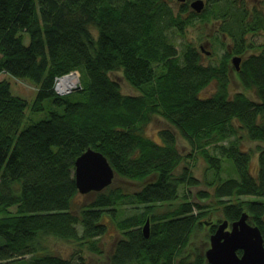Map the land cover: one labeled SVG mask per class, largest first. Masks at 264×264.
I'll use <instances>...</instances> for the list:
<instances>
[{
  "label": "trees",
  "instance_id": "obj_1",
  "mask_svg": "<svg viewBox=\"0 0 264 264\" xmlns=\"http://www.w3.org/2000/svg\"><path fill=\"white\" fill-rule=\"evenodd\" d=\"M257 1L206 0L208 14L180 3L182 35L197 21L210 24V16L228 22L232 44L212 64L193 40L168 32L167 22L181 18L172 13L176 0H0V71L39 86L31 103L0 81V264H209L206 244L218 223L244 212L264 237V151L253 172L252 153L243 148L264 142V52L244 58L237 71L257 100L234 90L229 76L247 35L264 30V0ZM74 70L82 90L60 98L54 78ZM113 72L140 94L124 95ZM46 100L48 117L28 125L27 114L45 110ZM156 117L172 126L159 131V142L147 134ZM89 147L138 189L116 185L79 200L75 162ZM197 156L212 172L214 192L191 195L199 180L189 166L177 171ZM127 204L133 213L125 214ZM48 238L73 243V259L51 250Z\"/></svg>",
  "mask_w": 264,
  "mask_h": 264
},
{
  "label": "rangeland",
  "instance_id": "obj_2",
  "mask_svg": "<svg viewBox=\"0 0 264 264\" xmlns=\"http://www.w3.org/2000/svg\"><path fill=\"white\" fill-rule=\"evenodd\" d=\"M250 3L255 4L258 3L257 0H250ZM227 19V18H225ZM225 26V28H228V22H226L225 24H223ZM222 25V26H223ZM223 26V27H224ZM228 33V32H227ZM229 34V33H228ZM199 35H202V40L199 39ZM215 32L214 29L212 27V24L210 23H206L204 25V23H199L197 21V23L191 25L189 27L187 36L189 38H191L197 45V47L199 48V44L201 42H208L209 45L207 46V51H212L211 55H206V62L207 63H212L215 64L219 61L220 57L223 55V53L226 52V50L229 48V46L232 44V38L230 36V38H228V36L225 37V45L224 47H220L216 42H215ZM230 35V34H229ZM247 36H249V46L246 49V52H244L243 56L244 58L249 57L250 55H259L262 52H264V30L262 31H254L251 32L250 34H248ZM200 49V48H199ZM235 55H241V54H235ZM242 56V55H241ZM230 67V79H232L233 81L231 82V86L234 90L236 91H240L244 94H246L248 97L252 98L253 100H257L256 96L254 94L253 91L251 90H246L242 84V81L239 80L237 78L238 74H237V70L235 68V66L233 65L232 61H230L229 64ZM112 77L117 78V80L122 84L123 90L126 93H134L135 91L130 87L129 83L125 80L122 72H113ZM11 81V87H12V91L13 93L26 97L27 99H29L31 102L34 101L35 97H36V91L32 90V89H28L29 87H25L23 84H19L18 82L14 81L13 79L10 80ZM215 90V86H210L205 92L204 95H210L211 93H213ZM50 101L46 100L45 101V106L46 109L40 112H36L33 114H27L28 115V125L42 120V119H46L48 117V110L51 109V107L49 106ZM30 113V111H28ZM27 125V126H28ZM172 126L170 124L167 123V121L163 118V117H156L155 120L151 123V125L148 127V131L147 134L149 136H151L153 139H155L156 141H161L160 140V136H159V131L161 129L164 128H168ZM180 147L182 146V150L183 153L185 155H189L191 153V147L187 145V142L183 139L182 136H180ZM229 141H225L224 145L227 144ZM243 148L246 150L251 151L252 153V161L250 163V167L252 169L253 172H257V170H259V156L261 151H264V142H259V141H248L243 145ZM210 152L212 153H218V149L215 148L214 146H212L210 148ZM189 167L192 170L193 176L196 177L199 180V184L198 185H193L190 186L188 188V191L191 192V195H194L195 193H197L198 191L201 190H206V191H212L214 192V189H210V185L208 184V182L211 181L212 178V172L211 171H207L205 173L207 164L205 163V161L202 159V157L197 156L196 158H189ZM225 170L222 172L223 177H227L230 175V166L228 164L225 163L224 165ZM233 173V171H232ZM116 184L120 185H124L119 183V181H116ZM126 186V185H125ZM130 188H136V185H131L128 186ZM186 188L181 187L180 188V194H184ZM90 194L88 195H84L82 194L79 197V200H81L82 202H88L90 200L88 196H90ZM243 199L245 198H249L247 196L242 197ZM126 208V212L125 214H131L134 212V208L131 207L130 204H127L125 206ZM207 217H204L203 219H205ZM209 220V219H206ZM205 224V223H204ZM207 227V226H206ZM207 232L204 231L203 233L205 234ZM115 230H110L109 233L106 235V237L104 238L103 242H104V247L106 248L107 251H111L113 248V244H114V239H115ZM49 248L51 250H53L55 253L60 254L64 257L70 258L74 256V251H75V246L73 243L71 242H67L65 240L62 239H58V238H48L46 240ZM207 248L210 246L209 243V238H208V243L206 244ZM206 248V249H207Z\"/></svg>",
  "mask_w": 264,
  "mask_h": 264
},
{
  "label": "water",
  "instance_id": "obj_3",
  "mask_svg": "<svg viewBox=\"0 0 264 264\" xmlns=\"http://www.w3.org/2000/svg\"><path fill=\"white\" fill-rule=\"evenodd\" d=\"M205 1L193 4L200 13ZM204 49V46H202ZM210 54V52H207ZM242 57L236 55L232 63L236 70L241 69ZM75 179L78 190L83 193L100 192L112 182L114 173L107 160L100 153L89 150L75 162ZM249 215L243 213L240 219L230 223H218L209 237L210 246L205 255L209 264H264V237L261 229L249 223ZM143 232L150 236V222L147 221Z\"/></svg>",
  "mask_w": 264,
  "mask_h": 264
},
{
  "label": "bare ground",
  "instance_id": "obj_4",
  "mask_svg": "<svg viewBox=\"0 0 264 264\" xmlns=\"http://www.w3.org/2000/svg\"><path fill=\"white\" fill-rule=\"evenodd\" d=\"M197 1H203V0H176L177 6L176 5H173V4L171 6L174 9L172 11V13H175L177 15L180 13V16L179 17H181V18H174L175 19V22H173V23L172 22H167L168 25H169L168 32L170 33V32H172L175 29V33H176V36H177L176 38L179 41L185 40L188 37L187 34H186V36L185 35H182V33H183L181 31L182 27H181V25L177 21L179 19H185L186 18V16L183 13H181L182 10L180 9V6L179 5H180V3H186L191 9H193L194 11H196V9L194 8L193 4L195 2H197ZM204 1H205V3L203 5V8L201 9L200 13H203V12H205V10H207V14H208L209 11H210V8L206 5V0H204ZM197 13H199V12H197ZM166 18H170V17H167L166 16ZM209 20H210V23L212 24V27H213L214 32L216 34L215 35V42L220 47H224L225 37L228 36V38H230V35L227 32H225L223 26L220 25L214 17L210 16L209 17ZM224 20H226V19H223L222 22ZM180 32H182V33H180ZM189 39H191V38H189ZM208 45H209L208 42H201L199 44V48H200L201 52H203V54H205V57H207L206 55H211L212 54V51H209L210 54L207 53L208 51H207L206 48H207ZM202 46H204V49H202ZM176 50L178 52V55H181L182 47L180 45H177ZM224 54L225 53H223V55ZM223 55L220 57V59L223 57ZM233 56H232V58H233ZM232 58H231V61H232ZM156 65L161 66L158 63H156ZM72 72H75L76 73V77H75L76 79L74 78L75 81H73L72 78L69 75V73H72ZM112 78L120 84L121 92L124 95H127V96H135V95H139L140 94L139 91L136 90L131 84H129V85H130V87L135 92L134 93H126L123 90L122 84L117 80V78H114V77H112ZM11 79H13L14 81L18 82L19 84H23L25 87H29L28 89H32V90H35V91H38L39 90V86L36 83L32 82L30 79L26 78V77H18L16 75L12 74L7 69H3V70L0 71V81H5V82H8L10 84V91H11L12 95L13 96H16V97H21V98L27 100L28 102H31L26 97H23V96H20V95H17L15 93H13L12 87H11V81H10ZM52 90L60 98H67V97H71V96L75 95L77 92H79V91L82 90L81 73L78 70H74V71H71V72H66V73H63V74H60V75H56L55 78H54V81H53ZM89 150L94 151V152H97V153H100L101 155H103L105 157V159L107 160L108 164L110 165L113 173H114V177L112 179V182L110 184H108L103 190H105V189H107L108 187H111V186H116V185L118 186L119 184H116V181L117 180L119 181V183L124 184L123 186L120 185L119 187L125 188V187L131 186V185H136L135 190L138 189V187L140 186V184L138 182H132L131 180L124 179L121 175L118 174L116 168L110 162V160L108 159V157L105 156L102 152H100V151H98L96 149H93V148L89 147L86 151H84L81 155H79L76 158V160L79 157H81L83 154H85L86 152H88ZM188 166H189V163H187L185 165H182V166H179L178 169H177V171L182 173L183 169L184 168L187 169ZM75 170H76V167H75ZM178 188H180V184H179V187ZM77 189H78V187H77ZM79 193H80V196L83 194L80 191H79ZM91 193H95V192H91ZM88 194H90V193H87V194H84V195H88ZM139 206L141 208H137V210H139V211L140 210H143L142 209V204H139ZM244 213H247V212H244ZM147 221L150 222V231H151V217L150 216H147V218H145V223ZM204 223L206 225H208V223L206 221ZM144 225L142 226V231H143Z\"/></svg>",
  "mask_w": 264,
  "mask_h": 264
},
{
  "label": "built area",
  "instance_id": "obj_5",
  "mask_svg": "<svg viewBox=\"0 0 264 264\" xmlns=\"http://www.w3.org/2000/svg\"><path fill=\"white\" fill-rule=\"evenodd\" d=\"M70 77L72 78L73 81H75V77H76V73L75 72H72V73H69ZM75 78V79H74Z\"/></svg>",
  "mask_w": 264,
  "mask_h": 264
},
{
  "label": "flooded vegetation",
  "instance_id": "obj_6",
  "mask_svg": "<svg viewBox=\"0 0 264 264\" xmlns=\"http://www.w3.org/2000/svg\"><path fill=\"white\" fill-rule=\"evenodd\" d=\"M243 60H244V56H242V62H243ZM242 62H241V66H242Z\"/></svg>",
  "mask_w": 264,
  "mask_h": 264
}]
</instances>
